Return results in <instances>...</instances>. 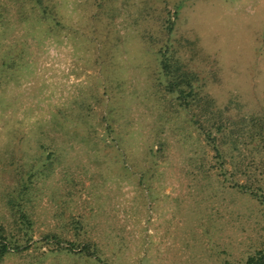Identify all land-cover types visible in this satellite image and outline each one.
<instances>
[{
    "label": "rangeland",
    "instance_id": "obj_1",
    "mask_svg": "<svg viewBox=\"0 0 264 264\" xmlns=\"http://www.w3.org/2000/svg\"><path fill=\"white\" fill-rule=\"evenodd\" d=\"M42 2L59 23L37 18L33 0H0V222L13 225L14 186L33 169L19 201L36 240L0 264H243L264 246V207L234 181L259 169L245 147L238 169L228 155L218 166L156 84L155 50L169 16L168 38L194 39L204 55L192 67L216 103L256 112L264 0ZM41 142L54 152L44 170ZM50 232L78 244L42 242ZM86 241L91 254L78 251Z\"/></svg>",
    "mask_w": 264,
    "mask_h": 264
},
{
    "label": "trees",
    "instance_id": "obj_2",
    "mask_svg": "<svg viewBox=\"0 0 264 264\" xmlns=\"http://www.w3.org/2000/svg\"><path fill=\"white\" fill-rule=\"evenodd\" d=\"M33 2L35 3L33 8L38 13L37 18L49 21V26L59 23L51 8L42 0H33ZM174 7L172 13L176 16L178 7L176 5ZM3 9L4 7L0 4V24H2ZM173 24L172 18L169 16L164 18L163 25L166 34L155 50L158 65L155 72V82L164 94H169L177 105L185 110L198 131L201 132L205 142L213 150V157L219 167L228 155L232 165L238 169V164L247 156L243 153L242 148L247 149L249 157L247 162L253 164L252 166L257 167L259 171H252L251 174L247 175H251L249 181L238 182L235 180L234 185L239 190L249 193L264 207V107L256 112L244 113L240 110V103L231 97H228L222 105H218L215 98L204 88L207 76L192 67V59L203 60L204 55L200 52L194 39L187 37L168 38ZM180 46L184 48L182 49L184 53L178 51ZM2 62L3 56L1 55L0 63ZM210 71V76L214 79L216 74L213 70ZM40 147L42 152L38 157L39 162H41L39 165L44 170V165L49 164L54 158V152L43 142L40 143ZM255 155L257 159H255ZM31 167L33 166L30 165L28 168ZM38 170L39 168H37ZM34 172L32 169L26 173L27 178L25 180L19 177L20 181L14 186L16 192L12 196L15 199L10 202V206L16 208L15 213L12 211L13 225L6 229L0 222V257L8 249L16 250L19 246L21 249H25L36 241L32 240L31 217L20 207L19 201L20 197L23 198L22 193L28 189V183L31 181L30 178ZM5 239L9 240L10 244L6 243ZM40 239L42 242L49 240L55 244L56 248L67 250H73L78 244L66 238L64 240L66 245L60 244L61 238L51 232L42 235ZM88 246L89 243L86 241L81 244L78 251L91 254ZM100 264L107 263L102 261ZM243 264H264V246L247 254Z\"/></svg>",
    "mask_w": 264,
    "mask_h": 264
}]
</instances>
